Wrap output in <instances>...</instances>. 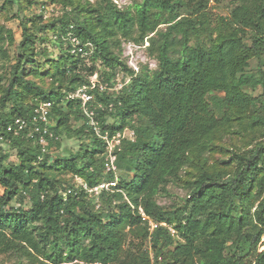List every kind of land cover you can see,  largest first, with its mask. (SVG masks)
<instances>
[{
    "label": "trees",
    "instance_id": "1",
    "mask_svg": "<svg viewBox=\"0 0 264 264\" xmlns=\"http://www.w3.org/2000/svg\"><path fill=\"white\" fill-rule=\"evenodd\" d=\"M1 1L6 21L19 19L22 39L16 45L0 23V57L10 61L8 48L16 45L10 75H0V257L13 254L21 264H264V0H233L230 14L217 19L211 0H141L124 9L113 0H49L63 14L46 19L39 12L46 2ZM68 33L92 53L72 54ZM126 42L149 43L145 52L157 69H131ZM96 73L108 85L91 91L102 104L96 115L103 131L136 132L116 152V172L106 171L105 144L70 98ZM118 75L124 86L113 92ZM43 102L52 104L59 137L51 148L64 133L81 140L77 153L44 156L8 130ZM72 122L83 125L73 129ZM7 148L16 164L7 163ZM181 183L183 205H159L168 186ZM141 213L158 227L151 231ZM136 240L137 255L124 258Z\"/></svg>",
    "mask_w": 264,
    "mask_h": 264
},
{
    "label": "built area",
    "instance_id": "2",
    "mask_svg": "<svg viewBox=\"0 0 264 264\" xmlns=\"http://www.w3.org/2000/svg\"><path fill=\"white\" fill-rule=\"evenodd\" d=\"M41 13L44 14V18L50 17L55 13L54 5L42 6L40 8ZM66 46L71 48L72 54H80L83 57L89 56L92 52H88L86 48L92 47L90 44L86 45L81 42L72 33H68L64 39ZM146 46H138L132 42H126L123 44L122 55L123 58H134L135 52L140 49V47L146 49L149 43H145ZM127 65L133 69L136 73L139 72V68L136 66L129 65L126 60ZM130 81V77L127 82ZM116 86L111 90L118 92L124 86L122 83L121 75L116 78ZM108 88L107 84H102L99 79V74L96 73L90 77V85L79 88L75 94L71 95L70 98H76L80 101L81 110L86 116L85 124L88 130L95 134L97 137L102 139L105 144L106 149V160L105 166L107 172H116V152L120 151L124 141L134 142L136 140V132L132 127H126L123 130H118L114 133L109 131H103L101 125L97 119L96 110L98 107L102 108V104L96 106L94 104V95L91 91L99 89L100 92L105 91ZM51 103H40L34 112L25 118H18L14 121L13 125L8 127L10 132H13L15 136H26L27 139L33 141V143L40 148L41 153L45 156L49 153L51 146L59 141V137L53 132L52 127L54 123L51 121ZM0 141H3V135L0 132ZM110 186H116V182L109 184H102L94 191L97 193L100 189H109ZM142 221L150 226L151 231L158 227L152 219L147 217L144 213H141ZM166 224H161L160 226H165ZM172 234H175L173 229H170ZM151 257L153 255L151 253Z\"/></svg>",
    "mask_w": 264,
    "mask_h": 264
},
{
    "label": "rangeland",
    "instance_id": "3",
    "mask_svg": "<svg viewBox=\"0 0 264 264\" xmlns=\"http://www.w3.org/2000/svg\"><path fill=\"white\" fill-rule=\"evenodd\" d=\"M40 2H46L48 3V5H52L50 4L49 0H39ZM84 1V0H83ZM91 2L92 4H95L97 2H99L100 0H86ZM113 2L115 4L118 5L119 8H127V7H133L136 3L141 2V0H113ZM2 5V1L0 0V7ZM210 6L211 9L209 10L211 12V14L213 15V18L217 19L218 17H223V16H228L231 12V9L234 7L233 4V0H221L220 2H215L214 0H211L210 2ZM55 9V13H53L50 17L52 16H61L63 14V7L61 5H56L54 6ZM37 13V11H31L29 12L27 15H32ZM11 18V14L9 15V20L6 21L7 16L5 14L0 13V23L5 25L8 29H11L14 32V37L16 40V45L20 43L21 39H22V28L20 26V21L18 18L14 17L12 19ZM16 45L12 46L11 48H8L9 51V55H10V61H7L5 59H2L0 57V75L3 76H9L10 75V67L12 64L15 63V59L13 58L15 56L16 53ZM146 46V44H145ZM48 49L49 52H51L53 55L57 56L59 54V49H56L53 45L48 44ZM126 60L128 61L129 65H132L134 67H138L139 68V72L140 69H142V65H148L149 69L151 70H156L157 69V61L148 57L146 55L145 49L140 47L139 50H137V52H135L134 54V58H126ZM257 66V62L254 61L253 62V67L255 68ZM49 67L43 69L42 71H48ZM138 72V73H139ZM6 78H4V80L2 81V86L4 87L6 84ZM49 80H46V85H48ZM72 127L73 129H77L79 127H81L83 125L82 123H76V122H72ZM80 144H81V140L79 138H69V137H65L64 133H63V137H62V142L61 145H54L51 149H50V155H53L55 157H58L60 159H63L64 157H69L70 155H73L75 153L78 152L79 148H80ZM6 153L9 156V158L7 159V163H11V164H16L18 159L16 156V153L9 151V148H7ZM188 173H193V171L191 172V170H187V172H185L184 175V180L190 179V174ZM118 177H123L127 180H129L131 178V175L126 173V172H119L118 173ZM76 183L81 184L82 181L79 179H75ZM184 184H178V185H174V184H170L168 186V193L167 194H163L162 196H160L158 198V203L159 205H161L162 207H164L166 210H171L174 207H181L183 205V201L185 200L186 196H187V191L183 188ZM3 189L0 187V195L2 194ZM134 245L133 247H129L128 245L125 246V254L123 255V257L125 258L127 256L128 253L132 254V255H137L136 254V250L137 248H135L134 246L137 244V240L134 241ZM264 246L261 244L259 246V251L263 250ZM24 264H27L26 262H23ZM0 264H21L20 260L13 254H9V255H3L0 257Z\"/></svg>",
    "mask_w": 264,
    "mask_h": 264
}]
</instances>
